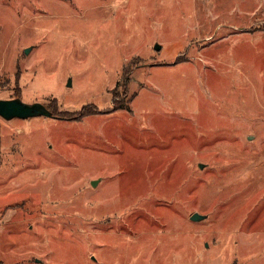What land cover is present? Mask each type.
Here are the masks:
<instances>
[{
	"label": "rangeland",
	"instance_id": "1",
	"mask_svg": "<svg viewBox=\"0 0 264 264\" xmlns=\"http://www.w3.org/2000/svg\"><path fill=\"white\" fill-rule=\"evenodd\" d=\"M17 99L0 264H264V0H0Z\"/></svg>",
	"mask_w": 264,
	"mask_h": 264
},
{
	"label": "water",
	"instance_id": "2",
	"mask_svg": "<svg viewBox=\"0 0 264 264\" xmlns=\"http://www.w3.org/2000/svg\"><path fill=\"white\" fill-rule=\"evenodd\" d=\"M155 52H160L161 48L156 46ZM30 53V50L25 52L26 55ZM37 118L55 119L52 114L42 105H25L21 100L0 101V119L5 122H11L14 120L28 121ZM202 169V167H200ZM98 183L93 182L92 187H97ZM205 218L199 215H193L191 218L192 223H200Z\"/></svg>",
	"mask_w": 264,
	"mask_h": 264
},
{
	"label": "trees",
	"instance_id": "3",
	"mask_svg": "<svg viewBox=\"0 0 264 264\" xmlns=\"http://www.w3.org/2000/svg\"><path fill=\"white\" fill-rule=\"evenodd\" d=\"M113 108H114V111H121V110H126V106L125 104H122L121 102L118 103L116 102V99H113ZM49 111V109H47ZM50 112V111H49ZM52 114V116L56 119V120H63V121H78V120H81V119H85V118H88V117H91V116H94L95 113L94 112H91V111H83L81 112L80 114H77V115H69V114H59L57 115L55 112H50Z\"/></svg>",
	"mask_w": 264,
	"mask_h": 264
}]
</instances>
